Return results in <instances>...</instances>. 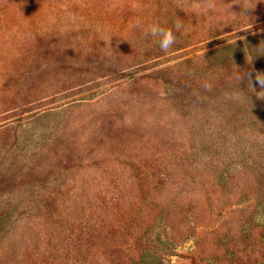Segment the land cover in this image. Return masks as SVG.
Returning a JSON list of instances; mask_svg holds the SVG:
<instances>
[{
  "label": "rangeland",
  "instance_id": "rangeland-1",
  "mask_svg": "<svg viewBox=\"0 0 264 264\" xmlns=\"http://www.w3.org/2000/svg\"><path fill=\"white\" fill-rule=\"evenodd\" d=\"M258 80L264 0H0V264H264Z\"/></svg>",
  "mask_w": 264,
  "mask_h": 264
},
{
  "label": "clouds",
  "instance_id": "clouds-1",
  "mask_svg": "<svg viewBox=\"0 0 264 264\" xmlns=\"http://www.w3.org/2000/svg\"><path fill=\"white\" fill-rule=\"evenodd\" d=\"M176 29L179 30L181 25L177 24L175 25ZM148 33L151 34L153 37H156L157 34L163 35V41L160 42V48L161 50L167 52L168 49L171 47L173 43H175L176 37L174 32L171 29H166L163 27H160L158 24H152L149 25ZM258 83L264 84V81H257Z\"/></svg>",
  "mask_w": 264,
  "mask_h": 264
}]
</instances>
